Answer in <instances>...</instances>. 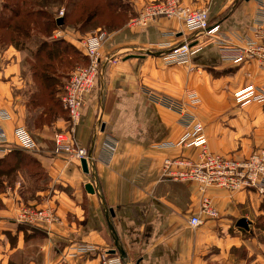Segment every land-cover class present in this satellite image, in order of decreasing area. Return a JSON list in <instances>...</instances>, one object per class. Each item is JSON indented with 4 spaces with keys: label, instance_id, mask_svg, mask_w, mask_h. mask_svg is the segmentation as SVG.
<instances>
[{
    "label": "crops",
    "instance_id": "1",
    "mask_svg": "<svg viewBox=\"0 0 264 264\" xmlns=\"http://www.w3.org/2000/svg\"><path fill=\"white\" fill-rule=\"evenodd\" d=\"M131 1L137 10L150 0ZM184 1L205 8L210 28L236 45L253 37L257 15L264 21V0ZM110 35L114 60H102L96 87L87 95L74 131L76 144L87 147L95 161L84 173L68 157L49 154L41 160L55 187L35 194L47 195L41 205L54 208V223L15 221L23 196L19 179L13 191L2 192L0 264H100L94 253L72 255L71 247L79 243L119 255L123 264H264V243L254 230V215L264 216V197L210 187L206 194L218 214L202 213V193L195 183L161 176L165 158L195 161L198 148L170 146L185 132L180 117L152 103L144 92L152 89L184 101L186 91L193 89L198 104L183 112L201 122L209 150L242 158L264 147V104L239 108L233 95L247 84L264 89V69L257 61L223 59L211 44L185 64H164L161 55L168 48L162 45L204 37L189 35L178 18L158 17L145 27L125 26ZM13 101L0 97V108L10 114V119L0 117L9 142L24 115L20 106L16 112L18 103L11 108ZM37 144L38 150L43 148L42 142ZM192 214H200V226H189ZM241 217L249 221V230L236 226ZM242 247L248 255H232Z\"/></svg>",
    "mask_w": 264,
    "mask_h": 264
},
{
    "label": "rangeland",
    "instance_id": "2",
    "mask_svg": "<svg viewBox=\"0 0 264 264\" xmlns=\"http://www.w3.org/2000/svg\"><path fill=\"white\" fill-rule=\"evenodd\" d=\"M132 9L131 0H0V82H3L0 83V97L6 99L11 96L14 99L11 108H15V104L18 103L16 112L18 106L24 109V115L20 123L17 122L16 125L25 127L34 137L36 144L37 140L38 143H43V148L39 147V150L37 148L31 151L22 150L15 145L13 137L7 147H0V153L6 152L3 156L0 155V159L11 167L0 175V196L2 192L13 191L18 179L21 181L22 205L19 206L15 218L18 212L28 209L32 211L45 210L44 212L48 210V217L37 219L35 225H47L58 220L52 206L41 205L46 194L35 193L55 187V185H51L48 170L41 160L50 156L49 154L73 160L72 154L66 149L57 148L55 142L57 134H62L70 139L69 132L73 125L61 104L63 87L68 81L71 71L77 67H87L89 64L88 59L83 57L81 51V43L87 37L92 35L99 37L101 40L99 51L100 55L104 54L102 57L104 62L111 63L114 60L111 57V46L108 41L111 37L110 34L125 26L129 27V19L138 10ZM59 17L62 18L61 24L56 22ZM52 43H57L60 48L65 44L67 48L59 50L58 55L48 56L47 50H51ZM105 57L106 60H104ZM161 58L163 59V57ZM249 60L257 61L258 65L264 69L258 60L254 58ZM164 64H166L165 61ZM46 77L49 78V88L42 86ZM239 90L234 93L233 99L239 108H243L244 106H241L236 100V93ZM146 91L168 97L152 89H144L145 93ZM184 97L185 100L179 102L182 104V108L187 110L190 108L189 100L187 95ZM173 112L175 113V111ZM185 119L186 117L183 116L182 120ZM189 119L188 113V124ZM179 122L185 128L184 134L187 130L189 131L185 121L182 122L179 119ZM250 153L251 151L242 158ZM227 157L241 158L233 155ZM94 161L93 154L92 164ZM206 190L201 192L202 197L207 196ZM79 202L84 203L83 201ZM254 221L255 238L264 243V216L254 215ZM26 225L31 224L26 223ZM24 227L27 228L25 225ZM232 234L234 233L232 232ZM84 245L91 247L86 243L74 244L71 247V254L82 253L78 248ZM97 251L101 252L99 249ZM232 255L235 257L246 256L248 250L246 252L244 247L235 249L232 250ZM97 258L101 264V258L99 256Z\"/></svg>",
    "mask_w": 264,
    "mask_h": 264
},
{
    "label": "built area",
    "instance_id": "3",
    "mask_svg": "<svg viewBox=\"0 0 264 264\" xmlns=\"http://www.w3.org/2000/svg\"><path fill=\"white\" fill-rule=\"evenodd\" d=\"M158 17L178 18L182 21L185 31L189 35H204L200 40H185L177 45H162L164 51L161 55L167 65L186 63L190 56L207 45H215L221 52L223 59L233 63H241L249 59H256L264 68V21L260 15L255 19L253 37L245 40L244 45L231 43L227 36L220 34L216 28H210L208 12L202 7H192L184 0H150L144 3L131 18L130 28L145 27ZM101 40L96 35L87 37L81 43L82 54L88 59L87 67H77L71 71L68 81L63 87L61 104L67 111L72 121L68 139L62 134L55 136L57 148L70 152L73 160L80 163L85 159L89 168L93 155L84 147L76 144L73 137L74 126L79 122L81 110L86 102V97L96 86L102 57L100 55ZM107 58L105 57L104 60ZM1 73V72H0ZM146 96L152 103L166 107L179 114L180 120L185 121L187 130L176 143L170 146H194L198 148V158L193 161L182 157L165 158L161 167V176L164 179L193 182L197 184L200 192H205L210 187L223 188L231 192L251 191L264 197V147L257 148L244 157L235 159L209 150L203 126L200 121L191 117L187 122L188 114L183 112L182 104L166 96L146 91ZM189 105L196 107L199 98L193 90L186 91ZM236 100L241 106L250 102L264 103V89L249 84L236 93ZM185 116L186 119L182 120ZM0 117L8 119L10 114L0 108ZM15 145L31 151L37 148L34 137L22 125L13 129ZM9 141L4 129L0 127V147H7ZM21 210V209H20ZM28 210L18 212L15 221L35 225L37 219L48 217V210ZM201 212L209 217L217 216V209L208 196H203ZM203 223L200 214H192L188 218L189 226L195 228ZM78 248L82 253H94L101 258V264H123L119 255L108 252H98L92 245Z\"/></svg>",
    "mask_w": 264,
    "mask_h": 264
},
{
    "label": "water",
    "instance_id": "4",
    "mask_svg": "<svg viewBox=\"0 0 264 264\" xmlns=\"http://www.w3.org/2000/svg\"><path fill=\"white\" fill-rule=\"evenodd\" d=\"M56 22H57V24H61L62 23V18L61 17L57 18ZM80 166H81V169H82V171L84 173H87L88 172V167H87V163H86V160L85 159H81L80 160ZM85 189H86V191H88L90 193L93 192V188H92V186L90 184H86L85 185ZM236 226L241 227V228H243L245 230H249V221L246 220V218L241 217V218H239L237 220ZM116 247H117L116 248L117 251L120 254H123L124 253L123 252V249L117 245V242H116ZM112 251L114 252L115 250H112Z\"/></svg>",
    "mask_w": 264,
    "mask_h": 264
},
{
    "label": "trees",
    "instance_id": "5",
    "mask_svg": "<svg viewBox=\"0 0 264 264\" xmlns=\"http://www.w3.org/2000/svg\"><path fill=\"white\" fill-rule=\"evenodd\" d=\"M66 48H67V47H66L65 44H63V47L60 48V46H58L57 43H52V44H51V47H50L51 50H47V52H48V56H55V55H58V54H59V50H65ZM83 57H84L85 59H87V57H85L84 55H83ZM43 85H44L45 87H47V88L50 87V85H49V78H48V77H46V80L43 81L42 86H43ZM40 94H42V92H40ZM22 150H23V149H22ZM10 168H11L10 165H6V164H5V161L0 159V175H1L2 173H4L5 170L10 169ZM263 205H264V201L262 202V206H263Z\"/></svg>",
    "mask_w": 264,
    "mask_h": 264
}]
</instances>
